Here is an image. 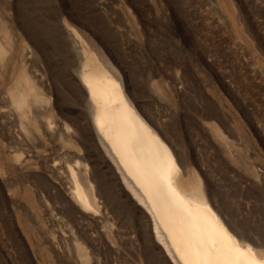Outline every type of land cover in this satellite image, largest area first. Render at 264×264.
<instances>
[{"label":"rangeland","instance_id":"1","mask_svg":"<svg viewBox=\"0 0 264 264\" xmlns=\"http://www.w3.org/2000/svg\"><path fill=\"white\" fill-rule=\"evenodd\" d=\"M0 12L16 36L8 70L0 69V264H174L113 160L92 145L86 113L74 105L81 98L74 99L79 88L62 61V36L110 59L224 217L264 246V0H0ZM25 45L34 49L27 67L44 77L70 123L63 137L27 134L30 140L10 104L8 86ZM70 61L69 71L80 66L76 54ZM36 144L37 155L20 163L16 150L36 152ZM85 165L100 192L97 216L63 205L69 167ZM74 240L90 261L79 260Z\"/></svg>","mask_w":264,"mask_h":264},{"label":"bare ground","instance_id":"2","mask_svg":"<svg viewBox=\"0 0 264 264\" xmlns=\"http://www.w3.org/2000/svg\"><path fill=\"white\" fill-rule=\"evenodd\" d=\"M11 26L0 12V69L4 68L5 73L8 70L9 59L16 49V36ZM61 38L60 54L64 55L62 61L66 62L65 68L79 88V93H74V99L77 98V94L81 98L80 102L74 105L77 104V108L86 113L93 135L92 145L99 143L102 146L101 150L104 149L113 160L124 183L145 208L154 225L157 240L174 264H264V246L254 244L224 217L222 208L209 193L202 178L194 171L190 173L189 164L178 149L174 138L167 131H162L163 127L154 122L152 120L154 117L151 116V119L149 113L147 114L137 102L134 94L137 89L134 91L131 88L132 85L124 74L118 71L102 52L88 50L89 47L83 40L69 36ZM33 53L34 49L26 45L20 52L19 58L23 59L21 69L16 76L13 75L8 86L10 104L17 112L20 127L26 136L34 134L37 138V133L59 132L63 137L64 131L69 130V122L63 120V114L58 108L56 110L44 77L38 74L37 68L30 70L27 67V60ZM74 54L80 60V66L77 64L78 67L75 66V69L69 71L70 57ZM1 75L0 85L5 83L6 79L4 74ZM156 90L158 91L157 88ZM210 125L220 133V127L215 121L210 122ZM82 127L87 129L85 126ZM18 132L15 136L21 137ZM64 141L75 146L74 140L72 143L64 138ZM14 147L16 146L12 148ZM18 150L15 157L20 163L27 162L37 155V144L36 152L24 153L23 150ZM80 152L81 156H78L82 157V151ZM73 167H69L71 183L65 187L69 202L65 201L63 205L68 203L67 205L79 214L100 215L102 205L94 174L87 166L79 170H74ZM60 196L63 198V194ZM74 241L79 260L90 261L91 257L85 245L79 240Z\"/></svg>","mask_w":264,"mask_h":264}]
</instances>
